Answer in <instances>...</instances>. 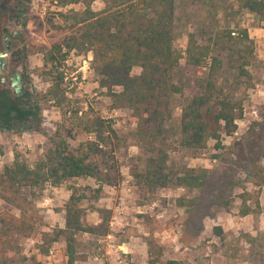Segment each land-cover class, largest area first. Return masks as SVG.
<instances>
[{"label":"trees","instance_id":"trees-1","mask_svg":"<svg viewBox=\"0 0 264 264\" xmlns=\"http://www.w3.org/2000/svg\"><path fill=\"white\" fill-rule=\"evenodd\" d=\"M13 1L17 4L13 7L15 20H22L26 1ZM48 1L59 7L57 13L68 34L47 48L32 50L40 55L42 73L47 76L44 89L19 94L0 87V129H30L29 116L36 113L38 102H52L63 114L70 112L64 62L71 52L89 53L88 67L108 96L109 108L129 111L131 136L141 150L130 174L133 184L149 193L183 188L176 205L190 208L194 203L191 192L202 187L207 171L172 160L170 152L202 151L210 140L218 149L222 135L236 130L246 91L254 85L251 64L256 43L246 27L229 21L245 12L264 27V0ZM96 2L103 7L94 9ZM75 4L81 8L66 9ZM183 33L186 42L179 47L177 38ZM182 61L196 73L185 71ZM176 109L178 116L174 115ZM80 111L72 110V124L86 136L78 146L68 148L61 134L59 138L54 135L50 147L33 159L15 151L4 163L0 200L9 207H0V264H8L21 251V241L37 233L41 215L34 200L47 182L58 186L71 178L89 177L102 187L120 179L114 157V120L93 111L78 115ZM17 117L20 119L15 120ZM253 165L251 180L258 186L254 194L258 207L264 173L257 161ZM77 190L71 187L63 204V226L41 232L38 243L39 252L47 255L51 244L62 238L70 263L85 259L78 251V236L104 237L111 216L110 209L96 207L98 219L85 222L86 209ZM147 264L181 263L163 259L162 246L149 237Z\"/></svg>","mask_w":264,"mask_h":264},{"label":"rangeland","instance_id":"rangeland-1","mask_svg":"<svg viewBox=\"0 0 264 264\" xmlns=\"http://www.w3.org/2000/svg\"><path fill=\"white\" fill-rule=\"evenodd\" d=\"M25 1L22 20H15L13 7L17 4L13 0H0V51L4 48L5 31L19 30V34L10 40L11 50L2 71L8 79L4 84L0 82V87L12 93L14 88L9 77L19 72V94L23 90L34 94L45 88L47 76L42 73L40 55L33 54L32 50L47 48L62 40L68 30L62 27V19L57 13L59 7L51 5L48 0ZM101 7V2L93 5L94 9ZM69 8L80 9L81 5L66 9ZM229 22L246 27L249 35V31H262L260 36H250L256 43L251 64L254 85L246 91L244 114L237 120L236 130L231 135H222L218 149L210 140L202 151L181 149L170 152L172 160L207 171L202 187L191 192L194 203L188 209L176 205V198L184 193L180 187H166L149 193L133 184L130 174L141 150L131 136L133 124L127 119L129 111L109 108L108 96L104 95L88 67L89 53L78 55L71 52L64 62L70 112L63 114L52 102H38L36 113L29 116L30 129H0L1 171L15 151L29 160L43 153L50 147V138L54 135L59 138L61 134L68 148L78 146L86 136L72 124V110L75 108L81 110L78 115L93 111L111 117L116 131L114 157L120 173L117 183L102 187H99V181L89 177L71 178L58 186L47 182L34 200L41 215L38 231L33 237L21 241V251L14 254L8 264H147L149 237L162 246L163 259L174 258L181 264H264V182L259 188L256 207L254 194L258 186H254L251 180L254 161L261 165L264 173V27L253 15L245 12L232 17ZM185 42L186 34L183 33L178 36L177 44L181 47ZM13 50L15 55H12ZM181 65L188 73H196L184 66L183 61ZM1 97L0 93V100ZM253 110L256 114L252 113ZM174 115H179L178 109ZM70 125L73 127L69 128ZM256 171L262 174L260 169ZM71 187L82 195L85 222L93 223L98 219L94 211L96 207L111 210L109 232L112 234L105 240L87 234L78 236V251L85 255V259L73 263L68 262L65 242L60 237L51 244L52 252L47 255L40 253L38 248L41 232L63 226V204L71 194ZM45 197L50 199L48 204L43 200ZM0 207L9 206L0 200ZM243 211L249 214L245 215ZM112 219L115 223L110 227Z\"/></svg>","mask_w":264,"mask_h":264},{"label":"water","instance_id":"water-1","mask_svg":"<svg viewBox=\"0 0 264 264\" xmlns=\"http://www.w3.org/2000/svg\"><path fill=\"white\" fill-rule=\"evenodd\" d=\"M19 34V30H13L12 32L5 31L4 35V51L0 52V82L5 83L8 79L7 75L5 73H2L3 70L6 68V56L8 55V52L10 51V40ZM10 85L14 88V91L16 93H20V81H21V74L19 72H15L13 76L10 78Z\"/></svg>","mask_w":264,"mask_h":264},{"label":"built area","instance_id":"built-area-1","mask_svg":"<svg viewBox=\"0 0 264 264\" xmlns=\"http://www.w3.org/2000/svg\"><path fill=\"white\" fill-rule=\"evenodd\" d=\"M252 113L253 114H256V110H253L252 111ZM243 114H244V112H243ZM243 116V115H242ZM236 123H237V121H236ZM183 189V188H182ZM44 202L46 203V204H48V202H49V198L48 197H45L44 199ZM114 219H112L111 221H110V227L115 223L114 221H113ZM112 234L110 233V232H108L107 233V235H105L104 237H103V240H105L107 237H110ZM49 252H52V250L51 249H49ZM48 252V253H49ZM95 258H97V259H99V257L98 256H96ZM101 258V257H100ZM118 259H119V257H117Z\"/></svg>","mask_w":264,"mask_h":264},{"label":"crops","instance_id":"crops-1","mask_svg":"<svg viewBox=\"0 0 264 264\" xmlns=\"http://www.w3.org/2000/svg\"><path fill=\"white\" fill-rule=\"evenodd\" d=\"M261 29V28H260ZM262 30V29H261ZM250 32V36H253L254 34H256L257 36H260V34H262L261 32L262 31H254V32H251V31H249ZM249 214V213H248ZM248 214H245V215H248ZM242 216H243V214H241Z\"/></svg>","mask_w":264,"mask_h":264},{"label":"flooded vegetation","instance_id":"flooded-vegetation-1","mask_svg":"<svg viewBox=\"0 0 264 264\" xmlns=\"http://www.w3.org/2000/svg\"><path fill=\"white\" fill-rule=\"evenodd\" d=\"M10 47H11V45H10ZM10 50H11V48H10ZM1 51H4V48H3V50H1ZM1 51H0V52H1ZM8 53H9V52H8ZM15 54H16V51L13 50V51H12V55H15ZM14 74H15V73H14ZM10 77H11V76H10ZM10 77H9V78H10ZM6 82H7V81H6Z\"/></svg>","mask_w":264,"mask_h":264}]
</instances>
